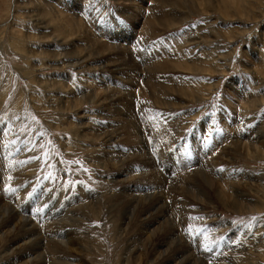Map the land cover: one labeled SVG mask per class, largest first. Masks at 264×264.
Masks as SVG:
<instances>
[{"label": "rangeland", "instance_id": "rangeland-1", "mask_svg": "<svg viewBox=\"0 0 264 264\" xmlns=\"http://www.w3.org/2000/svg\"><path fill=\"white\" fill-rule=\"evenodd\" d=\"M130 1L0 0V264L18 252L7 250L20 226L3 235L18 211L38 231L58 223L79 243L74 240L83 264H167L185 250L186 240L187 264H264V155L258 152L264 143H256L264 142V0ZM151 12L162 16L160 25L155 19L148 25ZM163 55L180 67L162 71ZM187 61L197 63L191 69ZM161 82L169 91L160 89ZM11 173L22 176L11 181ZM49 173L55 179H45ZM203 175L210 182L203 208L209 218L186 223L195 211L188 202L195 201L175 192L176 182L185 176L201 192L207 187ZM221 182L246 209L215 199ZM145 202L161 204L162 212L151 211L143 222L136 211ZM156 214L180 233L167 254L153 261L150 246L169 232L158 228L162 232L150 235L153 243L146 246L139 222L157 221ZM252 216L261 217L260 223L245 227L241 218ZM189 225L207 231L193 239L185 231ZM253 233L259 236L251 248L247 237ZM223 237L240 243L227 247ZM39 241L37 264L57 263Z\"/></svg>", "mask_w": 264, "mask_h": 264}, {"label": "bare ground", "instance_id": "bare-ground-1", "mask_svg": "<svg viewBox=\"0 0 264 264\" xmlns=\"http://www.w3.org/2000/svg\"><path fill=\"white\" fill-rule=\"evenodd\" d=\"M129 2H131L130 0H128ZM125 2H126V0H125ZM204 2V1H203ZM146 3V2H145ZM134 4V3H133ZM46 5V4H45ZM41 6V5H40ZM134 7V6H133ZM226 7V6H225ZM249 7V6H248ZM141 8H143V7H141ZM250 8V7H249ZM42 11V10H41ZM152 11H154V10H152ZM59 14V13H58ZM67 14V13H66ZM157 13H153V12H151V14H149L148 15V19H147V21L150 23L152 20H154L155 19V22L157 21V24L158 25H160V23H162L159 19H160V17H162V16H160L159 18H158V15H156ZM71 15H72V13H71ZM68 16V15H67ZM67 16H64V17H67ZM73 16V15H72ZM92 16V15H91ZM167 16V15H166ZM176 16V15H175ZM167 18V17H166ZM72 19H74V17L72 18ZM75 19H76V16H75ZM74 19V20H75ZM79 19V18H78ZM77 19V20H78ZM163 19V18H162ZM73 21V20H72ZM146 21V20H145ZM147 21H146V23H147ZM174 21V20H173ZM176 21V20H175ZM11 22H13V21H11ZM10 22V23H11ZM74 22H76V21H73V23ZM153 22V23H152ZM150 24L148 23V25H153L154 24V21H152ZM77 23H79V21H77ZM168 24H170V23H168ZM11 26V25H10ZM167 26V25H166ZM68 27V26H67ZM73 28V27H72ZM70 30V29H69ZM73 30H76V28L74 29L73 28ZM20 32H22V31H20ZM77 33H78V31H76ZM76 32H74L73 34H76ZM25 32H23V34H24ZM72 33V32H71ZM77 35V34H76ZM79 35V34H78ZM77 35V36H78ZM129 36V35H128ZM26 40V39H25ZM109 47H111V46H109ZM77 51V50H76ZM54 56V55H53ZM97 56V55H96ZM101 56V55H100ZM167 55H163V59H162V61H158V63L160 64L161 63V69H162V71H167V70H169V66L171 65V66H173L174 68H176V69H178L179 67H180V65H177V63L178 62H175V61H177V60H175V61H173L172 60V58H169V57H166ZM180 61V60H179ZM182 61H184V60H182ZM170 62H173V64H170ZM185 62H186V60H185ZM187 62H189V63H193L192 65H191V69H193V67H194V64H196L197 62L196 61H187ZM182 63V62H181ZM188 63V64H189ZM199 63V62H198ZM72 64V63H71ZM98 65V64H97ZM100 65V64H99ZM190 65V64H189ZM33 67H35L34 65H33ZM153 67H155V65L153 66ZM186 68H188L189 70H190V67H186ZM197 69V68H196ZM163 77L166 79V77H168V75L167 74H165V72L163 73ZM148 79V78H147ZM163 81V80H162ZM168 81V80H167ZM171 81V80H170ZM173 81V80H172ZM152 83V82H151ZM103 84V83H102ZM173 85V84H172ZM175 85V84H174ZM173 85V86H174ZM151 87V86H150ZM159 87H161L160 89H162V88H164V90L165 91H169V88H171V87H168V85L167 84H165L164 82H161V86H159ZM175 87V86H174ZM152 88V87H151ZM156 88H158V86L156 87ZM85 89V88H84ZM153 89V88H152ZM173 89V88H172ZM175 89V88H174ZM178 89V88H177ZM180 89V88H179ZM178 89V91H180ZM183 89V88H182ZM108 90V89H107ZM89 91V90H88ZM147 91V90H146ZM164 92V91H163ZM190 92V91H189ZM119 93V92H118ZM148 93V92H147ZM146 93V94H147ZM169 93V92H168ZM243 93V92H242ZM245 93V92H244ZM90 94V93H89ZM124 94V93H123ZM161 94V93H160ZM240 94V93H239ZM87 95L88 94H86V97H87ZM143 95V94H142ZM156 95H158V93L156 94ZM167 95V94H166ZM89 96V95H88ZM149 96V95H148ZM250 96V95H249ZM85 97V98H86ZM94 97V96H93ZM240 97V96H239ZM83 98V97H82ZM157 98H158V96H157ZM164 98V97H163ZM180 98V97H179ZM87 99H88V97H87ZM126 99V98H125ZM169 100H170V98H168ZM92 100V99H91ZM105 100V99H104ZM111 100V99H110ZM158 100H161L160 98L158 99ZM125 101V100H124ZM162 101V100H161ZM168 102V100H163V103H160V104H165V103H167ZM256 102V101H255ZM128 103V102H127ZM245 103V102H244ZM250 103V102H249ZM130 104V103H129ZM236 104V103H235ZM247 105V104H246ZM251 105V104H250ZM255 105V104H254ZM249 106V105H248ZM165 108H167V106H165ZM128 111H130V109L128 110ZM132 111V110H131ZM153 112V111H152ZM128 113V115H129V112H127ZM112 115V114H111ZM131 115V114H130ZM159 115V114H158ZM167 116V115H166ZM157 118V117H156ZM132 120V119H131ZM149 120V119H148ZM159 121V120H158ZM164 121H165V119H164ZM167 121V120H166ZM170 121H172L171 119H170ZM131 122V121H130ZM167 124H168V121H167ZM166 124V125H167ZM175 124V123H174ZM130 125V124H129ZM168 125H170L171 126V124L169 123ZM133 126H134V123H133ZM133 126H132V128H133ZM136 128V127H135ZM163 128V126H162V123H161V129ZM166 129V128H165ZM97 130V129H96ZM125 131V130H124ZM133 131V130H132ZM264 131V130H263ZM102 132V131H101ZM169 132V131H168ZM115 133V132H114ZM133 133V132H132ZM134 133H137L136 131L134 132ZM229 133V132H228ZM131 134V133H130ZM234 134V133H233ZM101 135V134H100ZM111 135V134H110ZM136 135H138V134H136ZM105 136V135H104ZM113 136V135H112ZM237 136V135H236ZM133 137V136H132ZM173 137V136H172ZM109 138V137H108ZM168 138V137H167ZM106 139V138H105ZM142 139V138H141ZM169 139V138H168ZM231 139V138H230ZM235 139V138H234ZM137 140V139H136ZM142 141V140H141ZM170 141V140H169ZM235 141H236V139H235ZM234 141V142H235ZM239 141H241V140H239ZM239 141H236V142H239ZM248 141V140H247ZM131 142V141H130ZM235 142V144H238V143H236ZM108 143V142H107ZM240 143V142H239ZM242 143V142H241ZM241 143H240V145H241ZM257 143V145H262L264 142H262V141H260V142H256ZM260 143V144H259ZM249 144V143H248ZM253 144H255V143H253ZM135 145H137V144H135ZM140 145V144H139ZM160 145V144H159ZM233 145V144H232ZM239 145V146H240ZM231 146V145H230ZM254 146H256V145H254ZM145 147V146H144ZM251 146H248V148H250ZM257 147H259V146H257ZM143 148V147H142ZM241 148L243 149V147L241 146ZM232 149V148H231ZM230 149V150H231ZM236 149V148H235ZM242 149H239V150H241V151H243ZM237 150V149H236ZM160 152V151H159ZM223 152H225V151H223ZM228 152V151H227ZM235 152H237V151H235ZM234 152V153H235ZM258 152H260L261 153V155H264V149L263 150H260V151H258ZM245 153V152H244ZM20 154H22V152L20 153ZM20 157H22V156H20ZM135 157V156H134ZM141 157V156H140ZM222 157H223V155H222ZM230 157V156H229ZM2 158V157H1ZM151 159V158H150ZM230 159V158H229ZM229 159H227L228 161H230ZM232 159V158H231ZM261 159V158H260ZM20 160H22V159H20ZM114 160V159H113ZM259 160V159H258ZM17 161V160H16ZM111 161V160H110ZM147 161V160H146ZM114 162V161H113ZM147 162H149V160L147 161ZM146 162V163H147ZM6 163V162H5ZM15 162H13V164H14ZM230 163V162H229ZM13 164H11V165H13ZM112 164V163H111ZM126 164V163H125ZM151 164H152V162H151ZM10 165V164H9ZM21 165V164H20ZM114 165V164H113ZM143 165V164H142ZM148 165V164H147ZM115 166V165H114ZM12 167V166H11ZM14 167H15V165H14ZM16 167H17V165H16ZM148 167H150V166H148ZM198 168V167H197ZM235 169V168H234ZM148 170H150V169H148ZM209 170V169H208ZM20 171H22V169L20 170ZM212 171V170H211ZM12 172V171H11ZM16 172V171H15ZM120 172V171H119ZM145 172H147V171H145ZM9 173V172H8ZM19 173V172H18ZM18 173H16V174H14V173H11L12 174V177H9V178H11V181H16V179H14L15 178V176L18 174ZM22 173V172H21ZM155 173V172H154ZM153 173V174H154ZM213 173V172H212ZM11 174L9 175V176H11ZM125 174V173H124ZM152 174V175H153ZM176 174V173H175ZM204 174V173H203ZM206 174V173H205ZM8 175V174H7ZM6 175V176H7ZM18 175H21L22 176V174H18ZM158 175V174H157ZM202 175V174H201ZM207 175V174H206ZM223 175H224V177H228V174H226V173H223ZM223 175L222 174H220V176L218 177L219 179H221L222 177H223ZM148 176V175H147ZM146 176V177H147ZM213 176V175H212ZM18 177H20V176H18ZM145 177V176H144ZM156 177V176H155ZM158 177H159V175H158ZM157 177V178H158ZM161 177V176H160ZM174 177V176H173ZM187 177H188V175H187ZM191 177V176H190ZM205 176L203 175L202 176V181H203V178H204ZM216 177V176H215ZM240 177V176H239ZM148 178V177H147ZM149 178H151V177H149ZM209 178V177H208ZM212 178V182H213V177H211ZM3 179V178H2ZM5 179V178H4ZM175 179V178H174ZM173 179V180H174ZM189 178H186L185 179V176L183 177V179H182V182H180V184L179 183H177L176 182V186H175V192H177V190H180V193H184V194H187L188 196L189 195H191L194 199H192V200H194L195 201V203H193V202H188L189 203V205L191 204V206H193V208H194V212H192V213H190V216H189V218L187 219V221H186V223L188 222V223H190V222H194V219H190V217H196L197 219L196 220H198V218H203L204 217V219L207 221V219L209 218L207 215H205V213L203 212L204 210H203V208H205L204 207V205L206 204H208L209 203V199L207 198L208 197V195L206 196L205 194H206V190H207V188L209 189L210 187V185L208 186V184L210 183H208V181H206L207 180V178H204V180L206 181L205 183H206V185H207V187H204V189H202V191L201 192H197V186H195L196 184H194V183H190V181L188 180ZM219 179H218V181H219ZM152 180V179H151ZM154 180V179H153ZM5 181V180H4ZM18 181V180H17ZM165 181V180H164ZM217 181V180H216ZM116 182V181H115ZM119 182V181H118ZM140 182V181H139ZM156 182V181H155ZM173 182V181H172ZM194 182V181H193ZM236 182V181H235ZM142 183H144L143 181H142ZM205 183H203V185L205 186ZM214 183H215V180H214V182H213V185H214ZM217 183V182H216ZM224 183H226V182H221V184H220V188L218 187H216V189L214 190V192H213V194H215L216 196H217V198H215V199H218L219 201H221V202H225L224 204H227V205H229V208L230 207H232L233 209L236 207L237 208V206H239L240 208L243 206L245 209H246V207L244 206V205H242V203H240V202H238V201H236L235 199H230L229 198V195L230 194H232L231 192H229V190H226V189H228V188H226L227 187V185L224 187L223 185H225ZM234 183V182H233ZM163 184V183H162ZM166 184H168V182L166 183ZM175 184V183H174ZM194 184V185H193ZM14 185V184H13ZM17 185V184H16ZM159 185V184H158ZM160 185H161V183H160ZM173 185V184H172ZM212 185V184H211ZM164 186H165V184H164ZM174 186V185H173ZM217 186H219L218 184H217ZM213 187V186H212ZM223 187V188H222ZM169 188V187H168ZM205 188H206V190H205ZM16 189V188H15ZM44 189V188H43ZM46 189V188H45ZM173 189V188H172ZM193 189V190H192ZM241 189V191L243 190L242 188H240ZM154 190V189H153ZM82 191V190H81ZM179 192V191H178ZM210 192H211V189H210ZM25 193H28V192H25ZM42 193V192H41ZM79 194V193H78ZM139 194V193H138ZM81 195V194H80ZM83 195V194H82ZM85 195V194H84ZM135 195V194H134ZM175 195V194H174ZM182 195V194H181ZM214 195V196H215ZM233 195V194H232ZM127 196V195H126ZM136 196V195H135ZM138 197H133V195L131 196V198H139V195H137ZM141 196H142V194H141ZM162 196V195H161ZM178 196H180V195H178ZM205 196V197H204ZM215 196V197H216ZM123 197V196H122ZM144 197V196H143ZM142 197V198H143ZM152 197H154V196H152ZM152 197H150V200H151V198ZM176 197V196H175ZM190 197V196H189ZM210 197V196H209ZM84 198H86L85 196H84ZM90 198V197H89ZM126 198V197H125ZM142 198L140 197L139 199H140V201L142 200ZM145 198V197H144ZM156 198V197H155ZM154 198V199H155ZM161 198V197H160ZM92 199V198H91ZM97 199V198H96ZM148 197H147V201H148ZM157 199V198H156ZM176 199V198H175ZM183 199V198H182ZM70 200V199H69ZM72 200V199H71ZM127 200H128V196H127ZM180 200V199H179ZM184 200V199H183ZM0 201H1V199H0ZM79 201V200H78ZM78 201H75V202H73V203H77L78 204ZM87 201V200H86ZM91 201V200H90ZM92 201H93V199H92ZM130 201H132V199L130 200ZM143 201V200H142ZM154 201H156V200H154ZM160 201H161V199H160ZM159 201V202H160ZM163 201V200H162ZM70 202V201H69ZM138 202V201H137ZM151 202H153L152 200H151ZM182 202L183 201H181L180 203L182 204ZM116 203V202H115ZM142 203V202H141ZM146 203V204H145ZM144 203V205H142L139 209H137V211L136 212H138V210H139V212H140V217L143 219V222L145 221L146 222V218H148V216H150L152 213H151V211H154L153 213H155L156 212V210H157V212L160 210L159 209V207L161 206V204H160V206L158 207L157 205H155V204H149V203H147V202H145ZM183 203H185V200H184V202ZM72 204V203H71ZM81 204V203H80ZM137 204H139V205H141L140 203H137ZM143 204V203H142ZM179 204V203H178ZM42 205V204H41ZM92 205H94L95 206V204H92ZM115 205V204H114ZM177 205V204H176ZM71 206V205H70ZM84 206H86V205H84ZM83 206V207H84ZM97 206V205H96ZM95 206V207H96ZM94 207V208H95ZM121 207V206H120ZM189 207V206H188ZM7 208H8V205H7ZM7 208H5V209H7ZM119 208V207H118ZM117 208V209H118ZM131 208V207H130ZM129 208V209H130ZM161 208V207H160ZM182 208V207H181ZM184 208V207H183ZM244 208H242V209H244ZM4 209V208H3ZM128 209V208H127ZM9 210V209H8ZM27 210V209H26ZM120 210V209H119ZM125 210V209H124ZM123 210V211H124ZM132 210V209H131ZM71 211V210H70ZM129 211V210H128ZM161 211V210H160ZM24 212V211H23ZM65 212H67V210L65 211ZM72 212H73V210H72ZM125 212H127V210L125 211ZM131 212V211H130ZM134 212V211H133ZM139 212H138V214H139ZM162 212V211H161ZM12 213V212H11ZM70 213V212H69ZM73 213H75V212H73ZM135 213V212H134ZM65 214V213H64ZM129 214V213H128ZM3 215V214H2ZM45 215H46V213H45ZM124 215V214H123ZM157 215V214H156ZM183 215H186V213H184ZM39 216V215H38ZM69 216V215H68ZM71 216H72V214H71ZM128 216V215H127ZM157 216H160V217H156V216H154L155 217V220H157V221H153V222H150V223H142L141 221L139 222V224H141V226L139 225V227H141L140 228V236H143V237H145V236H147V242H146V246H150L152 243H153V238H150L152 235H155V233H157V234H159V233H161L162 231H157L158 230V228H160V229H164L166 232H169V233H164L163 232V234H166V235H164V237H163V240H162V242H161V244L160 243H158L159 245H151L150 247V249L152 250V254H150L152 257H150L151 258V260H156V259H158V258H160L161 256H163V255H161V253H164V251L166 252L167 250H170V247H171V245H172V240H173V238L175 237V235H177V231L178 230H175L174 229V227L173 226H175V225H173V226H170V225H166V221H165V224H161L162 222H164V220L162 219V218H164V216L161 214V215H157ZM162 216V217H161ZM177 216V215H176ZM217 216V215H216ZM9 217V216H8ZM11 218L10 219H8V221H9V223L8 224H6L5 225V232L3 233V235L4 236H6L5 234H9L10 232H12V230L13 229H11V228H9V226H12V228H15V229H17L16 227L17 226H20V229H21V233H19L18 235H16L15 237H14V235H13V239H12V242H10V250H7V253L8 252H11V251H13V248L14 249H16L17 251V255L15 254L14 256V258L12 259V260H9V263H6V264H37V257H38V251L40 250V246H38V244L40 243V241L39 240H44L45 241V243H46V247L48 246V248H49V251H50V256H52V257H54L53 259L54 260H56V262L58 263V264H83V263H81V255H80V249L79 250H77V246H76V244L74 243L75 241L73 240V238H71V236L69 237V233L67 232V231H65V230H61V232H60V227H58V223H56V224H54L53 225V227L51 228L50 227V229L51 230H48V229H44V231H38V230H35V228H36V223H34L33 222V220L32 219H30L28 216H24L23 214H22V212H20V211H18V213L17 212H13L12 214H11V216H10ZM131 216H129V218H130ZM134 217V216H133ZM173 217V216H172ZM171 217V218H172ZM2 218V217H1ZM42 218H44V217H42ZM70 218V217H69ZM69 218L67 219V220H69ZM127 218V217H126ZM125 218V220H127ZM167 218V217H166ZM174 218H176L175 216H174ZM4 219V218H3ZM35 219V218H34ZM165 219V218H164ZM43 220H45V219H43ZM149 220H150V218H149ZM163 220V221H162ZM168 220H170V219H168ZM182 220H184V219H181V221ZM6 221V220H5ZM47 221V220H46ZM50 221V220H49ZM54 221V220H53ZM179 221V220H178ZM226 221V220H225ZM0 222H1V220H0ZM35 222H37V221H35ZM59 222V221H58ZM132 222H134V221H132ZM131 222V223H132ZM167 222H169L170 223V221H167ZM3 223V222H2ZM5 223V222H4ZM60 223V222H59ZM118 224V223H117ZM44 225V223H42V226ZM181 225V224H180ZM48 226V225H47ZM52 226V225H51ZM121 228H120V234L122 235L123 234V232L125 231V229L126 228H128L129 227V220H128V222H122L121 223ZM2 227V226H1ZM3 227H4V225H3ZM44 227H46V226H44ZM62 227V226H61ZM39 228V227H38ZM41 229V228H40ZM139 229V228H138ZM150 229H152L153 231H150ZM18 230V229H17ZM56 231V230H59V233L57 234V235H54V233H53V231ZM209 230H212V231H214L215 233L216 232H219V231H215L214 230V227H209ZM259 230V229H258ZM54 231V232H55ZM180 231V230H179ZM178 231V232H179ZM51 232L53 233V234H51ZM142 232H143V234H142ZM150 232V233H149ZM153 232V233H152ZM180 233V232H179ZM1 234H2V232H1ZM0 234V235H1ZM136 234H137V232H136ZM135 234V235H136ZM139 234V233H138ZM147 234H149V235H147ZM244 234V233H243ZM248 234H251L250 232L248 233ZM125 235H126V233H125ZM151 235V236H150ZM181 235V234H180ZM256 235H258V234H256ZM256 235H254V233L252 234V235H249L247 238V243H250V242H252L253 244H251L252 246H250L251 248L253 247V245L254 244H256ZM11 236V235H10ZM60 236V237H59ZM138 236V235H137ZM259 236V235H258ZM264 236V235H263ZM153 237V236H152ZM156 237H158V236H156ZM179 237V236H178ZM132 238V237H131ZM155 238V237H154ZM229 237H223V239H224V241H226L225 243H227V247H230L231 248V246H233L235 243H240V241H238V240H236V239H234V238H232L231 237V239L229 238ZM243 238V237H242ZM242 238H239V240H242ZM141 239V238H140ZM175 239V238H174ZM126 240V239H125ZM132 240V239H131ZM130 240V241H131ZM138 240H139V238H138ZM144 240H146V239H144ZM154 240H156V239H154ZM160 240V239H159ZM222 240V239H221ZM149 241V242H148ZM34 242H36V243H34ZM132 242V241H131ZM136 242V241H135ZM142 242V241H141ZM141 242H138V243H141ZM155 242V241H154ZM175 242V241H174ZM184 242H186V244L188 245L189 244V242H188V240H186V241H184ZM244 242V241H243ZM246 242V241H245ZM5 243H7V242H5ZM76 243H77V245L79 244L77 241H76ZM157 243V242H156ZM175 243H177V242H175ZM175 243H173V244H175ZM180 243V241L178 242V244ZM183 243V242H182ZM246 243V244H247ZM128 244H131V243H128ZM133 244V243H132ZM137 244V243H136ZM141 244H144V243H141ZM184 245L183 244V246H184V249L185 250H181V252H179V253H176V254H173V255H171L170 256V258L169 259H167L168 261H167V264H173V263H176V262H182L183 260H187V262L189 261L188 259H187V250L189 249L188 248V246L187 245ZM242 244H244V243H242ZM241 244V245H242ZM32 245V246H31ZM140 245V244H139ZM238 245V244H237ZM240 245V246H241ZM29 246H31L30 248H29ZM146 246H145V248H146ZM174 247H175V245H173ZM209 246V245H208ZM143 247H144V245H143ZM173 247V248H174ZM244 247H246L245 245H243V249H244ZM148 248V247H147ZM181 248V247H180ZM233 248V247H232ZM241 248V247H240ZM176 249H177V246H176ZM187 249V250H186ZM233 249H235V248H233ZM179 249H177V251H178ZM236 250V249H235ZM15 251V250H14ZM172 251V250H171ZM174 251H175V248H174ZM222 251V250H221ZM223 251H224V249H223ZM223 251H222V254H223ZM65 254V255H63V253ZM131 252V251H130ZM168 252V251H167ZM167 252H166V254H167ZM225 252V251H224ZM231 252V251H230ZM254 252V251H253ZM126 253H128V252H126ZM140 253V252H139ZM232 253V252H231ZM246 253V252H245ZM249 253V252H248ZM44 254V253H43ZM165 254V255H166ZM169 254V253H168ZM186 255V257L184 258L183 257V255ZM233 254H234V251H233ZM250 254V253H249ZM11 254H9V256H10ZM75 255H77V257L75 256ZM145 255V254H144ZM226 255V254H225ZM8 256V255H7ZM40 256H42V255H40ZM45 256V255H44ZM73 256H75V257H73ZM139 256H140V254H139ZM139 256H136L135 258L136 259H140V257ZM141 256H143V254L141 255ZM6 257V256H5ZM11 257V256H10ZM48 256H46V258H47ZM51 257V258H52ZM146 257V256H145ZM165 258L167 257V256H164ZM189 257V256H188ZM216 257V256H215ZM226 257V256H225ZM41 258V257H40ZM142 258H144V256L142 257ZM192 258V257H191ZM219 258V257H218ZM160 259H162V258H160ZM164 259V258H163ZM193 259V258H192ZM191 259V260H192ZM199 259V258H198ZM216 259H217V257H216ZM215 259V260H216ZM7 260H8V258H7ZM47 261H48V258L46 259ZM53 260V261H54ZM39 261V260H38ZM43 261V260H42ZM41 261V262H42ZM141 261V260H140ZM217 261V260H216ZM216 261L215 262H211V263H213V264H217L216 263ZM45 262V261H44ZM52 262V261H51ZM186 262V261H185ZM185 262H182L183 264L185 263ZM187 262L185 263V264H187ZM194 262V261H193ZM43 263V262H42ZM54 263V262H53ZM57 263H54V264H57ZM136 263H138V261L136 262ZM189 263H190V261H189ZM188 263V264H189ZM195 263V262H194ZM210 263V264H211ZM222 263V262H221ZM221 263H219V264H221ZM40 264V263H39ZM50 264H52V263H50ZM124 264V263H123ZM126 264H128L127 263V260H126ZM177 264V263H176ZM201 264V263H200ZM204 264V263H203Z\"/></svg>", "mask_w": 264, "mask_h": 264}, {"label": "snow or ice", "instance_id": "snow-or-ice-1", "mask_svg": "<svg viewBox=\"0 0 264 264\" xmlns=\"http://www.w3.org/2000/svg\"><path fill=\"white\" fill-rule=\"evenodd\" d=\"M33 118L35 119V117H33ZM205 138H207V137H205ZM28 150L31 151L32 149H28ZM32 159H38V157H33ZM69 163H72V162H69ZM84 171H87V169H84ZM49 178L55 179V177H53L51 173H49L48 176L45 177V179H49ZM9 179H11V178H9ZM77 182L79 183V181H77ZM4 191L8 192V191H10V189L7 186H5ZM11 191L15 192V189H11ZM33 191H35V189H33ZM28 195L31 196L32 192H29ZM36 211H37V213H39V212L43 211V208H38ZM190 219H193V217H190ZM198 219H202V218H198ZM260 220H261V217L252 216V217L248 218L247 221H245L244 218H241V223H243V225L245 227L250 228V227H253V226H256L257 224H259ZM233 223H237V222L233 221ZM185 231L188 232V234L192 235L193 239H196L198 236L201 235L202 232H206L207 228L206 227L202 228L200 231L197 232V231L191 230V225H189V228L186 229ZM204 248H205V250H211L208 247V245H204Z\"/></svg>", "mask_w": 264, "mask_h": 264}]
</instances>
